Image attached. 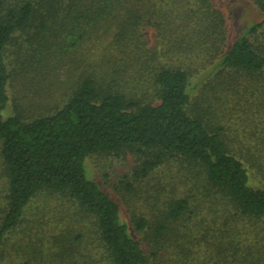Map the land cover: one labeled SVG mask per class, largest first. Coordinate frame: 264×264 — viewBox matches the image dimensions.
<instances>
[{
	"label": "trees",
	"instance_id": "trees-1",
	"mask_svg": "<svg viewBox=\"0 0 264 264\" xmlns=\"http://www.w3.org/2000/svg\"><path fill=\"white\" fill-rule=\"evenodd\" d=\"M214 1L0 0V264H264V0L230 44ZM14 73L42 105L9 112ZM125 153L181 165L158 214L90 176Z\"/></svg>",
	"mask_w": 264,
	"mask_h": 264
},
{
	"label": "rangeland",
	"instance_id": "rangeland-1",
	"mask_svg": "<svg viewBox=\"0 0 264 264\" xmlns=\"http://www.w3.org/2000/svg\"><path fill=\"white\" fill-rule=\"evenodd\" d=\"M212 1L215 2L214 0ZM221 2V6H217L218 4L215 5L216 2L214 5L221 9L222 20L224 28L227 30V41L229 44L234 41V39L243 35L252 24L259 21L261 18L260 11L256 7L254 0H221ZM112 23L113 22H111V24ZM112 25L114 26V24ZM107 41L108 37L106 38L105 36L103 39L91 45L94 46V48H99ZM59 73L60 70L55 72V75ZM58 76L59 75H56V77ZM58 78L66 79V75L62 74V76ZM31 86L32 83L29 79L23 78L21 73H14L9 90L11 97L10 113L15 107L21 112H30L35 109V106L42 105L33 97L36 93L35 89ZM41 87L43 88L44 86L42 85ZM48 87L57 92L56 87L51 86L49 82L46 84V88ZM30 89H34V94L31 93ZM140 162L141 157L134 153H125L118 157L98 154L88 157L86 165L90 176L100 182L110 195L118 201L123 213L141 210V212L148 215L158 214V211L150 207V202L154 200L157 194L165 198L175 191V170H180L181 165L175 166V160H170L160 165V167L152 172L148 178L136 179L133 177L134 171L140 167ZM180 172H183V170H180ZM180 172L178 171V173ZM176 181L178 182V180ZM41 195L45 196L43 193ZM42 196L36 198L31 207L32 211L36 209L39 210L38 208L42 207L40 205H43L44 198H47L46 196L42 198ZM52 215L53 214H44L46 220H54L51 222L52 224L45 227V233H43L42 229L39 234L36 233L37 238H42V243L47 242V244H49L48 237L52 233L53 227L57 229L61 225L59 224V227L56 226L57 222L56 219H54L56 217Z\"/></svg>",
	"mask_w": 264,
	"mask_h": 264
}]
</instances>
